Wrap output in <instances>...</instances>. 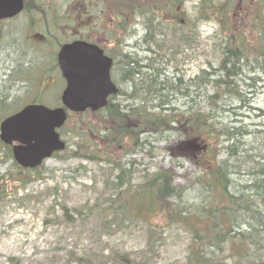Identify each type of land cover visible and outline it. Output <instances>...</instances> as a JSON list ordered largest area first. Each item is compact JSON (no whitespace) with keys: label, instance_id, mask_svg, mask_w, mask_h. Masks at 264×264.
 Returning <instances> with one entry per match:
<instances>
[{"label":"rangeland","instance_id":"obj_1","mask_svg":"<svg viewBox=\"0 0 264 264\" xmlns=\"http://www.w3.org/2000/svg\"><path fill=\"white\" fill-rule=\"evenodd\" d=\"M37 1L41 3L42 11V16L37 20L39 28L59 39L62 32L56 25L57 22L66 19L67 14L81 8L83 3L82 0ZM113 1L116 0H104L109 10H113ZM119 1L122 10L127 11L122 15V19H126L122 20V24L127 29L123 34V50L130 53L137 51L138 55H144L139 50L144 48V43L141 42L144 26L139 23V15L129 25L130 0ZM200 2L201 0H185L181 14H173L169 19L176 24L181 20L188 21V26L190 20L199 19L197 25L203 35L202 43L210 46L211 42L208 43L207 39L218 24V21L211 20V14L216 11L213 9L208 14L198 16ZM151 3L161 4L162 0H137L135 5L139 10L147 8ZM222 9L223 6L218 3L219 12ZM229 9L238 13H252L255 5L246 0L235 7L229 6ZM55 14L59 20L53 25L51 18ZM24 17L5 24L9 30L17 29L19 34L26 35L28 29L24 27ZM229 22L231 29L236 32H251L250 21L248 25L238 27L236 21ZM196 23L193 22L195 26L191 25L197 27ZM239 23L246 24L247 21ZM23 46L28 51L25 59L30 62L29 68L34 66L30 71L31 80L20 86L21 92L14 95L10 110L0 115V122L7 114L18 111L33 100L53 107L58 102L62 88L60 80H34L38 75L37 69L50 67L48 65L52 62L53 53L43 49L44 47L35 48L27 41ZM192 49H186L176 57L186 60L181 68L183 80L193 78L201 70H210L208 62L214 63L211 47ZM5 85L7 84L3 86ZM261 92L258 100L246 101V104L251 105L249 111L234 110L243 114L239 118L228 112L230 107L239 106L238 100H223L225 111L221 110L224 106L219 100L213 112L214 122L218 126L216 133L234 127L241 128L242 139L240 141L238 136L237 145L240 147L243 144L247 149L257 148L260 139L255 140L247 133L251 135L264 130V113L261 114L258 110L264 111V90L262 94ZM215 93L216 90L209 85L203 99L193 97L189 101L196 110H200V114L207 116L212 114L209 100ZM7 101L8 99L6 104ZM185 106L184 102L179 103L181 109ZM236 118L241 119L236 121ZM108 127L104 117L97 120L93 113L72 115L60 130L61 140L65 142L66 148L57 156L46 160L34 172L23 171L15 166L8 149L0 143V264H119L114 260L116 257L137 259L140 253H147L151 264H187L190 234L185 227L168 218L169 211L176 208L179 200L163 198L160 205L165 206V209H157L156 213L148 217L134 218L128 213L118 218L119 208L123 207L119 202L122 203L123 199L108 208L109 200L114 197H111L110 182L113 181L110 179L118 174L115 163L120 164L128 172L125 180L126 185L132 187L131 198L136 195L137 186L142 185L144 178L158 171L169 172L173 185L190 186L199 167H212L215 162L209 151L201 152L198 168L189 160L196 156L203 145L206 146L204 133H194L191 131L192 127L187 125L182 128L184 136L178 133L142 135L140 143L144 140L147 142L145 145L142 143V148L135 150L130 148L128 140H124L122 146L112 143L111 133L114 129L110 128L107 134L101 132H108ZM223 140L221 134H214L208 144L214 151L217 145L226 148L232 143ZM225 151H221L218 159L226 156ZM18 180H23L22 184ZM187 199L190 202L198 200L196 193L189 195ZM183 207L185 208V202Z\"/></svg>","mask_w":264,"mask_h":264},{"label":"trees","instance_id":"obj_2","mask_svg":"<svg viewBox=\"0 0 264 264\" xmlns=\"http://www.w3.org/2000/svg\"><path fill=\"white\" fill-rule=\"evenodd\" d=\"M212 4H214L213 0H201L198 16L211 12L214 7ZM229 6L236 4L229 3ZM228 9L222 12L233 10ZM128 10H131L130 5ZM261 10H264V4L262 9L256 4L255 12ZM153 13L154 10L137 13L144 18L142 21L144 36L141 40L144 48H139L144 55H138L137 51L123 52L121 70H119L121 78L115 80L120 87V98L111 100L103 112L96 115L97 120L104 117V121L109 125L108 132L104 130L101 132L107 134L110 128H113L112 143L122 146L124 140H128L130 148L138 150L147 142L144 140L140 143L139 139L142 135L178 133L184 136L182 128L189 125L194 133L199 134L202 131L203 140L206 141V146L203 145L194 158H189L190 162L198 168L199 158L204 151H209L215 162L212 167H199L198 174L187 187L173 185L169 172L158 171L148 175L142 185L137 186L133 198H131L132 187L126 185L125 180L128 172L120 164L115 163L118 174L110 179L113 181L110 182L111 197H114H110L108 208L123 199L122 203L119 202L123 207L119 208L118 218L128 213L134 218H143L156 213L157 209H165V206L160 205L163 198L177 199L179 203L172 212L169 211L168 218L185 227L190 234L187 264H264V130L251 135L247 133L255 140L260 139L257 148L247 149L242 143L239 147L236 139L238 136L240 141L242 139L241 128L234 127L216 133L218 126L214 122L213 115L219 100L224 106L221 110L225 111L226 105L223 100L235 99L238 100L239 106L230 107L228 112L235 117H241L243 114L234 110L249 111L251 105L246 104V101L259 99V93L262 91V94L264 90V80H228L230 77L240 76L237 65L232 61L239 64L242 61L236 52H220L224 50L220 49L221 45L218 50L220 55H227L225 62L219 60L220 64H223L220 76L225 77V80L212 78L215 75L214 72L211 73L212 68L218 66L215 62L216 50L212 47L211 56L214 63L208 62L210 70H201L199 75L183 80L184 74L181 68L186 60L176 57L186 49L199 48L197 23L200 20H195L197 27H194V20H190V26L187 25L188 21L184 24L165 23L163 19L156 17L154 19ZM125 14L126 11L122 10V15ZM132 22L130 18L129 25ZM151 24L154 26L153 31L150 28ZM6 44L1 34L0 71L3 70L2 60L13 63V57L7 58ZM212 46L215 47L214 44ZM20 60L26 61L24 58ZM262 69L264 70V64ZM30 71L32 70L25 71L23 77L25 80L0 79V115L10 110L14 95L21 92L20 86L31 80ZM250 74H253L251 66ZM4 84L7 85L3 86ZM209 85L216 90V93L209 100L212 114L206 116L200 114V110L197 107L196 110L189 100L193 97L203 99ZM258 85L262 87L261 91L253 96ZM6 99H8L7 104ZM182 102L186 105L184 109L179 107V103ZM258 110L261 114L264 113L263 110ZM244 116L248 117L247 114ZM238 118L236 121L241 119ZM208 122L212 124L207 125ZM214 134H221L224 137L223 142L232 143L226 148L217 145L213 151L208 141L212 140ZM222 150H226V156L218 159ZM18 181H21V184L23 182V180ZM126 192L128 194L125 195ZM194 193L198 200L190 202L187 197ZM114 260L119 264H151L147 253H140L137 259L116 257Z\"/></svg>","mask_w":264,"mask_h":264},{"label":"flooded vegetation","instance_id":"obj_3","mask_svg":"<svg viewBox=\"0 0 264 264\" xmlns=\"http://www.w3.org/2000/svg\"><path fill=\"white\" fill-rule=\"evenodd\" d=\"M24 9L23 12L11 19L0 20V25L16 21L17 19L24 17L23 23H25V28L28 29L26 35L18 33L17 29H7L3 30L2 34L3 40L7 41V58L13 57V63L2 60L3 70L0 71V79L4 80H25L23 77L25 71L29 68L30 63L20 60V58L25 59V49L23 48V43L25 41L44 47L51 51L52 62L50 67H41L37 69V78L34 80H62L65 86V79L62 76L60 66L58 63V54L62 47L66 44H71L73 42H84L94 47L92 55L89 57L96 58L103 57L104 59H109L111 61L110 67V79L120 80L121 75V64L123 59L122 50V36L125 32L122 24V6L120 1H113V10H109L104 0H82V6L79 9L67 14V18H63L62 21H58L59 18L56 17L57 14L52 16V24L55 25L56 22L61 30V38H57L53 34L43 31L39 28L37 20L42 16L41 3L37 0H23ZM111 1V0H108ZM246 0H222L225 5L240 4ZM250 4H259V9L264 4V0H248ZM137 0H130L131 12L130 17L137 14L138 11L142 12L145 10H154L152 17L155 19H163L165 23H169V16L172 14L179 15V9L176 7V1L173 0H162L160 5H153L152 3L145 9L136 8ZM214 9L216 12L212 13V21H218L216 30L211 33V43L213 49L216 50L217 67L212 68L211 73H215L212 77L213 80H225V77L220 76L221 71H223L220 64V59L225 62L227 55L222 56L220 52H236L241 59V63H234L237 65L238 72L240 76L230 77L228 80H264V11L252 13L243 12H218L219 0H215ZM221 3V4H222ZM224 9L226 10V6ZM173 9V11H172ZM160 12V14H158ZM152 20V19H151ZM236 21V26H246L250 21L251 32L244 33L242 30L236 32L232 30L231 23L229 21ZM56 21V22H55ZM239 21H247V23H239ZM221 22V23H219ZM153 24H151L153 31ZM222 30L224 32H222ZM58 31V30H57ZM222 32V33H221ZM232 32V33H231ZM221 33V35H219ZM240 33V34H239ZM202 33L197 32V44L202 46ZM27 39V40H26ZM224 49L223 51L219 50ZM17 55V56H16ZM251 55V56H249ZM19 59V60H18ZM243 59V60H242ZM231 64V62H230ZM229 64V68H230ZM250 66L253 68V74H250ZM230 70V69H229ZM199 75V74H198ZM63 89L61 90V92ZM259 85L254 92L253 96H256L257 92H260ZM61 95V93H60ZM60 98V97H59ZM119 98L118 96H110L109 100ZM60 100V99H59ZM60 105V102L58 103ZM58 105V106H59Z\"/></svg>","mask_w":264,"mask_h":264},{"label":"water","instance_id":"obj_4","mask_svg":"<svg viewBox=\"0 0 264 264\" xmlns=\"http://www.w3.org/2000/svg\"><path fill=\"white\" fill-rule=\"evenodd\" d=\"M23 9L22 0H0V20L11 18ZM94 50L83 42L66 45L60 52L59 64L66 79L62 94L63 107L49 109L31 104L9 116L0 124V139L13 146L14 160L25 169L38 167L53 153L62 151L65 143L57 132L70 112L97 111L107 104V97L117 93L109 78L110 61L88 57ZM98 62V63H97ZM98 76L100 80H92Z\"/></svg>","mask_w":264,"mask_h":264}]
</instances>
